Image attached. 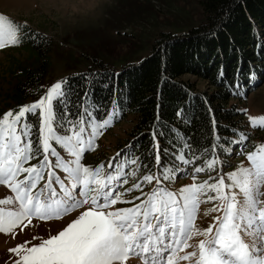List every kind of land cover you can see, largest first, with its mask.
<instances>
[{
    "label": "snow or ice",
    "instance_id": "obj_1",
    "mask_svg": "<svg viewBox=\"0 0 264 264\" xmlns=\"http://www.w3.org/2000/svg\"><path fill=\"white\" fill-rule=\"evenodd\" d=\"M229 15L208 35L222 41L215 51L217 81L238 91L241 60L236 58L230 76L225 58L227 51H235ZM39 35L27 22L0 14V50ZM248 73L250 82L255 65L249 63ZM103 75L84 74L77 88L71 77L49 82L38 98L0 114V185L10 190L0 198V233L15 237L33 218L57 225L46 236H32L9 248L12 264H133L132 255L143 264H264V143L244 153L250 134L225 128L208 107L211 156L208 140L200 144L186 135L162 146L165 128L175 134L180 123L195 119L178 108L176 128L157 112L143 151L134 137L113 157L91 164L83 158L94 148L96 136L123 111L122 90L114 85L107 104L92 99ZM246 123L264 127V115H248ZM233 154H243L245 160L224 172L231 164L221 157ZM169 162L179 175L190 172L193 182L172 189L176 177L163 170ZM200 173L212 175L197 183ZM201 196L213 202L212 211L218 214L207 227L193 230Z\"/></svg>",
    "mask_w": 264,
    "mask_h": 264
},
{
    "label": "trees",
    "instance_id": "obj_2",
    "mask_svg": "<svg viewBox=\"0 0 264 264\" xmlns=\"http://www.w3.org/2000/svg\"><path fill=\"white\" fill-rule=\"evenodd\" d=\"M200 4L204 17L201 24L181 34L161 31L155 37L149 55L138 63L129 62L120 70H115L101 60H94L86 72L68 76L71 77L73 88H77L84 83V74L103 73V79L94 85L92 96V99L102 104H107L111 99L112 85L122 90L120 101L123 111L113 122V126L125 120H130L132 124L123 132L126 134L120 142H116V146L120 147L123 141L127 145L136 137V142L141 145L140 151H143L148 146V132L157 112L161 113L165 124L176 128L177 123H180H174L178 108H185L195 119L189 125L180 123L175 134L165 128L167 135L161 141L162 146L186 135L200 144H205L208 140L205 146L209 148L211 156L208 107H211L217 122L225 128H236L238 132L250 134L248 145L243 148L244 153L251 150V145L264 139V127L253 128L247 125V114L243 108L248 95L264 83V59H261L264 57V47H257L258 44H264V0H200ZM226 12H230L227 17L228 35L232 37L235 48V51L225 53V58L230 61L229 75L231 76V70L235 67L236 58H240L243 69L239 77L241 83L238 91L217 81L220 64L215 51L222 41H214L208 35L225 18ZM29 29L40 35L34 40H25L18 49L29 52V55L34 57L36 66L23 68L22 75L11 92L3 97L0 114L10 107L16 109L32 101L44 92V80L49 66L46 53L52 50V39ZM228 47L232 49L233 45ZM249 63L255 65V76L250 82L246 79L249 75ZM186 76L208 82L209 88H198L195 82L197 80ZM104 82L110 84L108 89L103 88ZM80 94L82 95V92ZM72 99L75 100L76 96L73 95ZM157 105L161 107L157 109ZM113 126L106 131L110 132ZM117 139L120 140V137ZM235 151L240 152L241 149L236 147ZM221 158L227 159V156ZM151 162L154 163V158ZM232 163L230 161V164ZM163 170L170 175L177 173L170 162L165 164Z\"/></svg>",
    "mask_w": 264,
    "mask_h": 264
},
{
    "label": "rangeland",
    "instance_id": "obj_3",
    "mask_svg": "<svg viewBox=\"0 0 264 264\" xmlns=\"http://www.w3.org/2000/svg\"><path fill=\"white\" fill-rule=\"evenodd\" d=\"M0 14L17 23L27 22L29 28L52 39V50L46 53L49 66L44 91L49 82L86 72L94 60H101L115 70L129 62L138 63L149 55L152 43L161 31L181 34L197 27L204 18L200 0H0ZM18 48L0 50V104L19 80L23 68L36 66L34 57ZM186 78L197 80L193 76ZM195 82L200 89L209 88L206 81ZM243 108L247 116L264 115V83L248 95ZM131 124L130 120L116 126L112 122L110 132L106 131L108 127L98 134L94 148L83 159L97 164L113 157L125 147V141L121 148L116 146V142L121 141L126 134L123 132ZM119 137L120 140L117 139ZM260 143H264V139ZM62 155L66 154L62 152ZM227 160L233 162V167H225L224 172L232 171L245 160V156L229 155ZM208 175L197 174L196 182L207 179ZM172 176L176 177L170 183L172 189L193 182L190 172L187 175L177 172ZM8 194L10 190L0 185V198ZM212 205L213 202L201 196L194 212L193 230L203 229L212 223L211 217L218 214L212 211ZM54 227L57 225L51 221L33 218L23 233L17 231L15 237L11 233H0V264H12L14 256L7 251L9 248L32 236H46ZM129 260L133 264H143L135 255Z\"/></svg>",
    "mask_w": 264,
    "mask_h": 264
}]
</instances>
